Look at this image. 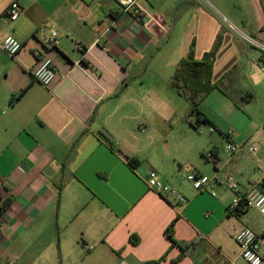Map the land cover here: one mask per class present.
<instances>
[{
  "label": "crops",
  "instance_id": "0c3cea01",
  "mask_svg": "<svg viewBox=\"0 0 264 264\" xmlns=\"http://www.w3.org/2000/svg\"><path fill=\"white\" fill-rule=\"evenodd\" d=\"M12 1L22 13L10 22ZM142 7L146 27L116 0H0V42L22 44L14 57L0 48V264H248L235 236L244 227L260 235L262 216L243 204L231 211L225 185L212 196L186 177L232 176L240 191L260 183L264 192V142L223 124L255 89L264 96L262 53L245 38L264 44V0ZM53 30L57 45L44 51ZM217 39L212 79L224 92L199 108L218 137L187 126L190 105L169 86L181 59L200 60ZM41 56L57 70L48 88L32 78ZM226 141L258 145L259 161L230 155ZM150 170L185 202L151 191Z\"/></svg>",
  "mask_w": 264,
  "mask_h": 264
},
{
  "label": "built area",
  "instance_id": "2783aa9c",
  "mask_svg": "<svg viewBox=\"0 0 264 264\" xmlns=\"http://www.w3.org/2000/svg\"><path fill=\"white\" fill-rule=\"evenodd\" d=\"M120 5L122 12L125 14H131L135 20L141 24V27L147 26V21L144 19V9L142 7L143 0H116ZM22 9L16 1H12L8 6L5 13L7 21L13 22L21 15ZM58 34L53 30L47 35H42L41 44L44 51L54 49L57 45ZM247 42L260 50L264 56V44L258 40L245 36ZM0 48L10 57H14L21 50L22 44L12 36H6L0 42ZM38 55V54H35ZM264 73V67L261 68ZM32 78L43 87H50L57 78V70L52 60L46 56H41L39 63L32 73ZM105 91L102 88V96L105 95ZM143 132V129H140ZM209 132H214V128H209ZM226 152L230 155L238 152H246L251 155L256 162L259 161L258 152L259 147L256 144H235L233 142H227L225 146ZM206 160H213L214 156L212 152H206L204 154ZM264 173V168H261ZM187 180L192 184V187L198 192H209L212 196H215V188L220 185H225L226 188L234 194L232 202L229 206L231 211H235L236 208L243 204L249 209L256 210L263 218L264 223V192L260 188V183L253 184L244 191H240L238 183L232 176L227 177L224 181L217 178H210L205 175L191 173L187 175ZM147 187L165 197L174 200L176 203H184L185 198L175 188L161 181L155 171H149L145 179ZM264 186V184H261ZM235 241L240 248V256L248 264H264V253L261 252V245H264V229L259 235L252 231L250 228H242L235 236ZM85 249L90 250L91 247ZM117 264H129L127 261L121 259Z\"/></svg>",
  "mask_w": 264,
  "mask_h": 264
},
{
  "label": "trees",
  "instance_id": "16d2710c",
  "mask_svg": "<svg viewBox=\"0 0 264 264\" xmlns=\"http://www.w3.org/2000/svg\"><path fill=\"white\" fill-rule=\"evenodd\" d=\"M218 46L219 39L215 41L212 50L204 54L200 60H196L192 53H189L177 63L169 79V86L190 105L191 114L194 115L198 124H210L208 119L199 111V105L204 98L214 89L224 92L220 87L221 83L213 82L212 79L213 60ZM260 60L264 65L263 55H261ZM130 164L133 165L134 160H131ZM238 211L240 210L237 209ZM171 228L172 223L168 227V232H170ZM132 239L133 237H131ZM133 243L135 242L133 241Z\"/></svg>",
  "mask_w": 264,
  "mask_h": 264
},
{
  "label": "rangeland",
  "instance_id": "374dc122",
  "mask_svg": "<svg viewBox=\"0 0 264 264\" xmlns=\"http://www.w3.org/2000/svg\"><path fill=\"white\" fill-rule=\"evenodd\" d=\"M253 51H255V53H260V50L255 49L252 50V52ZM257 62L259 67H263V63L261 61L257 60ZM260 79H262V81L264 80L263 77H261ZM254 92L256 94V97L251 103L246 105H243L242 103V105L240 106L238 105L236 107L235 114L231 115L230 117H228L226 121L223 122L224 130L233 132L234 135H237L240 139H242L245 142L263 143L264 142V110H262L261 107L264 105V96L261 89L259 88L255 89ZM199 111L201 112L200 108ZM184 118L185 119H183V121L191 129L198 131V133L205 136L211 135V133L209 132V128H214L213 125L198 124L195 120L194 115L191 114V107L188 109L187 115H185ZM212 133L217 137L219 136V133L218 131H216L215 128H214V132ZM263 166H264V161L262 163V167ZM255 172L262 173L258 168H256Z\"/></svg>",
  "mask_w": 264,
  "mask_h": 264
}]
</instances>
